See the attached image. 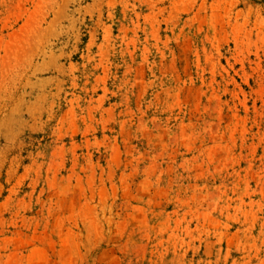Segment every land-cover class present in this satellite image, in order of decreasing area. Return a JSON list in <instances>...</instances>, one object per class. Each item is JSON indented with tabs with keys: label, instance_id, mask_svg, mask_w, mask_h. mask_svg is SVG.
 <instances>
[{
	"label": "rangeland",
	"instance_id": "1",
	"mask_svg": "<svg viewBox=\"0 0 264 264\" xmlns=\"http://www.w3.org/2000/svg\"><path fill=\"white\" fill-rule=\"evenodd\" d=\"M0 264H264V0H0Z\"/></svg>",
	"mask_w": 264,
	"mask_h": 264
}]
</instances>
